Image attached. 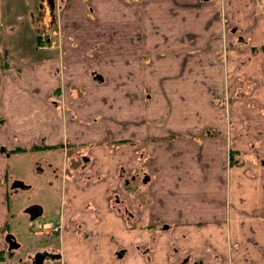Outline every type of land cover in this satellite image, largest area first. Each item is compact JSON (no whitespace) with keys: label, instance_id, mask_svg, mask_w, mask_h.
<instances>
[{"label":"crops","instance_id":"0c3cea01","mask_svg":"<svg viewBox=\"0 0 264 264\" xmlns=\"http://www.w3.org/2000/svg\"><path fill=\"white\" fill-rule=\"evenodd\" d=\"M238 1L62 0L61 22L89 21L65 23L71 44L20 59L0 47V145L27 150L0 155V226L2 182L25 171L65 264H264V0ZM43 136L52 149L34 151ZM69 145L81 165L61 162Z\"/></svg>","mask_w":264,"mask_h":264},{"label":"rangeland","instance_id":"374dc122","mask_svg":"<svg viewBox=\"0 0 264 264\" xmlns=\"http://www.w3.org/2000/svg\"><path fill=\"white\" fill-rule=\"evenodd\" d=\"M10 2H11V0H6V2H5V4L7 5L6 8L1 9V7H3V6H2L1 0H0V47H4V45H5L6 47L9 48L8 50L10 51V53L12 54V51H13V54L16 57H18V59L23 58L24 55H26V57L30 56L31 52H33V54H34V52H36V54H38V52L40 53L41 50H49L52 46H54L55 47L54 49L56 50V47H59V46L63 47L65 44H71L72 42L68 41V40H72L73 38L70 37V35H68L69 34L68 32L65 33L63 31V27H65L66 24H68V26L70 24H72L67 28H71V29L73 28V33L79 34L81 32V29L83 28V24H86L87 22H89V21H85V20H84V22L82 21L83 23L81 21L76 22L75 20L74 21L68 20V22H65V21L61 22L60 16H59V13H60L59 8L60 7L62 8V6H63L62 0H13L11 6L8 5V3H10ZM197 3H198V1L197 2L195 1L196 5H197ZM236 3H240V1L236 0ZM60 4H61V6H60ZM202 6H204L203 3L200 5H197V7H198L197 10L201 9L202 11H204L205 9H202V8H204ZM222 8H223V6H221V10H222ZM187 11L191 12L193 10H187ZM31 13H32V15L30 16ZM127 13H128V11H127ZM18 15L23 16V18L17 20L16 17ZM225 15H226V17H224V18H226V19L228 18L229 21H230V18H229L230 15L233 17L235 16V14L229 8H227L225 10ZM151 17H152L151 15H148V19H150ZM30 18H32L33 22H31ZM224 18L222 16V18L220 20L222 23V27L225 28L226 25H227V27H229L228 23H226V24L224 23ZM148 19L144 20V24H142V29L148 31L147 39L152 40L155 38L152 36V34L149 35V33L155 32L156 26L154 25L155 21L152 22L151 20H148ZM94 23H95V24H93L94 28H99L101 25V21H99V22L96 21ZM11 26H17V29L10 34L9 28ZM106 26H108V24ZM200 27H201L200 23L197 22L196 27H194V26L193 27H187L186 26L185 31H187L188 28L198 29ZM137 28H138V26H137ZM104 29H106V28H102L101 31ZM83 30H85L86 32L88 31L87 28H84ZM36 35L39 36L38 37L39 38L38 39V45L39 46L37 45L38 46L37 50H34V49H32V47L34 48V45L36 44V41L34 38ZM26 36H30V37L26 38ZM74 39H76V38H74ZM235 40H236V38H235ZM105 43L106 42L103 41V42H99V43L97 42V43H92V44L99 45V47H100V46L105 45ZM89 44H90V42H89ZM237 44H240V43L238 42L235 45H237ZM224 48H223V52H222L223 54H221V55H224L222 57L223 64L226 63V61H228V55H227L228 53L226 52L227 51L226 48L225 49ZM21 50L23 51V53H20ZM131 53L135 59L136 57H135L133 51ZM11 54H10V57H12ZM122 55L124 57V59H122L123 63L128 61L130 66H134L135 63L138 62L137 59L135 60V62H133V60H134L133 58L129 59L130 56L128 53H125V54L123 53ZM150 55L152 56L151 53H148V56H150ZM151 56H150V58H151ZM229 60H230V58H229ZM234 60L237 62H240L242 59L237 57ZM59 76H61V75H59ZM135 78H134V80H132V82H134V81L136 82ZM135 85H136V83H135ZM135 85L133 84L132 88H134ZM104 90L107 91L108 89H103V91ZM52 99L54 101H56L55 97H52ZM57 100L60 101L59 99H57ZM93 101L94 100L92 98H90L89 105L92 108L94 107ZM51 102L52 101H48L50 106L53 105ZM44 107L47 108L49 106L43 105V108ZM99 121L103 122L102 118L99 119ZM100 127L102 128L103 126H100ZM41 140H43L42 142L44 145V141H45L44 136L41 138ZM72 148H74V151L77 150L76 147H70L69 152H71ZM58 151H59V153H63L62 150H58ZM56 153H58V152H56ZM80 155H81L80 152H75L73 154H70L69 158H66L65 156L60 157V160L63 163V165L66 163L69 164V167H71L72 163L73 164L75 163L77 166H79L82 164L81 160H79ZM46 157L51 160V158L47 154H46ZM46 157L41 162L42 169L39 172V174L42 176V181H43L42 184L44 186H48V183H49V181H47V179H46L47 174L50 173V169L51 170L54 169L53 166H51V167L49 166L50 161ZM77 160H78V162H76ZM54 164H56V163L54 162ZM32 175L33 174L26 176L25 171L22 173V177L25 180H29L30 178H32L33 177ZM61 184H62L61 180H59L56 184L57 185V191L55 193V196L51 197V200L53 201V203L58 202L60 199L59 194H60V190L62 189ZM32 188H33L32 191L29 190V191L24 192L22 194L24 202H25L23 205H29V204L34 203L36 201H40V203H41V201H43V196L40 194L38 189L35 188L34 186H32ZM11 199H12V203H13V200L15 198L12 197ZM52 213L53 212L52 211L50 212V209L45 205V212L43 213V215L36 218L35 220H31L29 214L26 213L25 211H23V208H20L17 211V213L13 214L14 216L11 219L12 220L11 221L12 232L14 233V232L19 231L20 235L25 234V235H30L31 237H34L35 231L41 230L42 225L45 222L54 220L50 217L51 215L52 216L54 215ZM30 252H31V247H26V248L24 247L20 251L16 252L15 253L16 256L14 257V255H13V257H14L12 260L13 264H28L30 261L28 259V254H30Z\"/></svg>","mask_w":264,"mask_h":264},{"label":"flooded vegetation","instance_id":"af4514ba","mask_svg":"<svg viewBox=\"0 0 264 264\" xmlns=\"http://www.w3.org/2000/svg\"><path fill=\"white\" fill-rule=\"evenodd\" d=\"M70 147L74 146L69 145L68 149H70ZM49 148L50 147L46 145H43L40 148L36 146L34 151L39 152ZM65 151L66 158H69L70 154L75 153L74 148L71 149V152H69V150ZM26 152V148L20 145L10 149L2 144L0 145V155L4 158H10L17 154H23L24 156ZM85 158L87 157L80 155L79 160H81V163L84 162ZM76 162H78V160ZM37 169L39 172L42 169L41 160H38ZM2 183L10 188H8L4 196V199L7 202V214L0 226V264H13L12 260L16 256L15 253L24 247H31V252L28 254V259L30 260L28 264H65L62 259H60V253L57 250V246L59 245L57 235L61 231V226H53L54 224L52 221L45 222L42 225L41 230L35 231L34 237L25 234L20 235L19 231L12 232L11 219L14 216L13 214L17 213L20 208H23V211L29 214L31 220H35L45 212V207L42 204L44 203L45 198H43L41 203L40 201H36L29 205H23L25 202L22 194L29 190L32 191V186L26 184V180L18 179L13 180L10 184L8 177H5ZM12 197L15 198L13 203L11 199Z\"/></svg>","mask_w":264,"mask_h":264}]
</instances>
